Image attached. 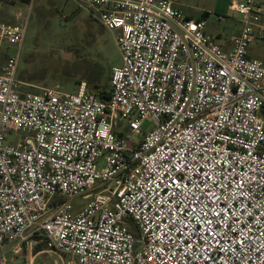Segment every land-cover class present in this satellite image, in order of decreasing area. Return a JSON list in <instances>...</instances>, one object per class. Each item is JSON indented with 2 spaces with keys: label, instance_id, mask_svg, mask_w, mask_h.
Wrapping results in <instances>:
<instances>
[{
  "label": "built area",
  "instance_id": "obj_1",
  "mask_svg": "<svg viewBox=\"0 0 264 264\" xmlns=\"http://www.w3.org/2000/svg\"><path fill=\"white\" fill-rule=\"evenodd\" d=\"M74 1L118 32L105 99L25 90L28 19L0 22V264H264L258 0H231L229 47L172 0Z\"/></svg>",
  "mask_w": 264,
  "mask_h": 264
},
{
  "label": "rangeland",
  "instance_id": "obj_2",
  "mask_svg": "<svg viewBox=\"0 0 264 264\" xmlns=\"http://www.w3.org/2000/svg\"><path fill=\"white\" fill-rule=\"evenodd\" d=\"M172 1L185 15L205 20L208 33L220 35L223 43H230L240 30L239 15L229 10L231 0ZM77 6L74 0H29L17 5L11 0H0V22H15L17 13L28 19L19 63V78L25 90L36 93L59 86L64 92L73 93L82 82L96 96L106 85L109 90L111 68L121 65L118 32L107 30ZM250 52L264 62V43L251 46ZM149 126L145 122L143 130ZM7 136L11 142L18 139L15 133ZM133 138L141 140L142 135ZM88 202L82 197L71 199L77 209ZM130 229L136 233L133 226ZM44 249L43 244L37 247L38 251ZM63 258L66 257L55 253L43 254L34 264H63Z\"/></svg>",
  "mask_w": 264,
  "mask_h": 264
},
{
  "label": "crops",
  "instance_id": "obj_3",
  "mask_svg": "<svg viewBox=\"0 0 264 264\" xmlns=\"http://www.w3.org/2000/svg\"><path fill=\"white\" fill-rule=\"evenodd\" d=\"M11 1H13L14 3H15V5H17L18 3H27L29 0H11ZM258 2L260 3V5L262 6V4L264 3V0H258ZM263 7V6H262ZM263 9H264V7H263ZM240 31V30H239ZM239 33V32H238ZM216 36H220V35H216ZM259 44H263V43H256V44H253V45H259ZM223 45L225 46V47H229V43H223ZM252 45V46H253ZM251 48V47H250ZM250 54H251V52H250ZM251 56H253V55H251ZM253 57H255V56H253ZM256 58V57H255Z\"/></svg>",
  "mask_w": 264,
  "mask_h": 264
},
{
  "label": "trees",
  "instance_id": "obj_4",
  "mask_svg": "<svg viewBox=\"0 0 264 264\" xmlns=\"http://www.w3.org/2000/svg\"><path fill=\"white\" fill-rule=\"evenodd\" d=\"M109 80H110V78H109ZM107 81H108V79H107ZM99 97L102 98V99H105V98L108 97L107 85L100 89ZM36 251H38L37 248H36Z\"/></svg>",
  "mask_w": 264,
  "mask_h": 264
},
{
  "label": "snow or ice",
  "instance_id": "obj_5",
  "mask_svg": "<svg viewBox=\"0 0 264 264\" xmlns=\"http://www.w3.org/2000/svg\"><path fill=\"white\" fill-rule=\"evenodd\" d=\"M217 215H219V213H217Z\"/></svg>",
  "mask_w": 264,
  "mask_h": 264
}]
</instances>
